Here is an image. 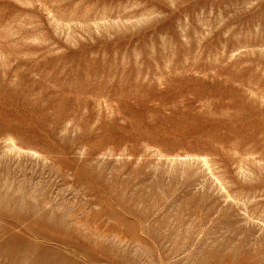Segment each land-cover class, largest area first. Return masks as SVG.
Segmentation results:
<instances>
[{
	"label": "rangeland",
	"instance_id": "obj_1",
	"mask_svg": "<svg viewBox=\"0 0 264 264\" xmlns=\"http://www.w3.org/2000/svg\"><path fill=\"white\" fill-rule=\"evenodd\" d=\"M0 264H264V0H0Z\"/></svg>",
	"mask_w": 264,
	"mask_h": 264
}]
</instances>
